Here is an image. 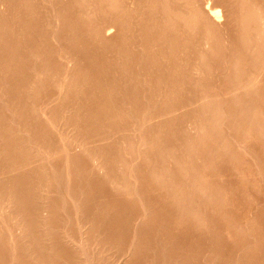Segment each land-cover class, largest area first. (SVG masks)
Here are the masks:
<instances>
[{
	"label": "rangeland",
	"instance_id": "374dc122",
	"mask_svg": "<svg viewBox=\"0 0 264 264\" xmlns=\"http://www.w3.org/2000/svg\"><path fill=\"white\" fill-rule=\"evenodd\" d=\"M0 264H264V0H0Z\"/></svg>",
	"mask_w": 264,
	"mask_h": 264
},
{
	"label": "bare ground",
	"instance_id": "6f19581e",
	"mask_svg": "<svg viewBox=\"0 0 264 264\" xmlns=\"http://www.w3.org/2000/svg\"><path fill=\"white\" fill-rule=\"evenodd\" d=\"M215 9V8H214ZM214 9H210V13L213 17V19H217L218 18V11L214 10ZM209 10V9H208ZM101 136V135H100ZM103 137V136H102Z\"/></svg>",
	"mask_w": 264,
	"mask_h": 264
}]
</instances>
